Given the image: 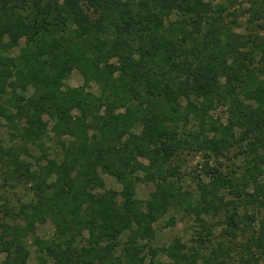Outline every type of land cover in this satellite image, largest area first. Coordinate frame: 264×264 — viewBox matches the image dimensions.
Here are the masks:
<instances>
[{
    "label": "trees",
    "instance_id": "16d2710c",
    "mask_svg": "<svg viewBox=\"0 0 264 264\" xmlns=\"http://www.w3.org/2000/svg\"><path fill=\"white\" fill-rule=\"evenodd\" d=\"M248 2V20L260 24L264 0ZM226 9L213 0H0V118L15 138L0 140V160L11 187L32 182L35 194L10 214L15 224H1L0 264H30L25 238L48 219L58 240L35 241L52 264H146L141 241L175 206L197 218L222 212L224 235L237 237L241 204L223 194L233 184L210 160L196 205L176 186L174 162L186 148L215 159L237 149L264 211V68L253 67L264 37L226 31ZM74 69L81 87L66 86ZM218 106L225 121L212 115ZM50 131L59 158L45 153ZM31 146L44 150L36 169L22 158ZM101 172L121 191L105 189ZM140 181L155 183L146 207ZM84 233L95 241L78 247ZM256 244L264 247V214ZM185 248L174 240L160 250L179 264Z\"/></svg>",
    "mask_w": 264,
    "mask_h": 264
},
{
    "label": "rangeland",
    "instance_id": "374dc122",
    "mask_svg": "<svg viewBox=\"0 0 264 264\" xmlns=\"http://www.w3.org/2000/svg\"><path fill=\"white\" fill-rule=\"evenodd\" d=\"M213 3L223 4L227 8L224 13L226 31L233 30L246 34L254 33L257 36L259 35V37H264V20H261L260 24L250 23L248 20L249 14L246 12L249 8L248 0H213ZM175 19L176 16H171L167 23ZM24 43L25 40L22 39L21 46ZM18 53L19 48H16L13 54L17 55ZM254 62L253 67L264 68V60L260 54L256 56ZM66 86H83V77L78 70L74 69L71 71L66 81ZM87 90L95 95L100 93L96 83H92L87 87ZM212 115L214 118H220L225 121L227 109L225 106H218L213 109ZM13 132L8 122L0 118V140L5 145L15 140ZM57 142L58 137L50 131L44 143V150L47 155L58 158L61 156V149ZM44 150L41 147L31 146L29 154L22 156V158L32 166L31 169H36L39 158L44 154ZM237 153H239L238 150L234 149L225 156L215 159L208 152L186 148L174 162L178 168L174 177L176 186L181 187L183 197H189L188 200L192 206L196 205L199 199L202 183L208 181L205 176H201L206 171L204 165L208 160H210L209 165L211 168L219 170L227 176L233 186H229L223 194L234 203L241 204L240 212L243 215V222L237 237L231 239L224 235L223 230L226 227L224 213L211 212L209 215L203 214L200 218H197L195 210L191 211L175 206L170 208L167 214L155 224V238L149 241H141L142 255L146 256V264H176L160 250L161 247H167L174 240H180L186 245L184 252L189 256L188 260L179 264H264V247H259L256 244L260 220L264 211L259 209L257 199L250 197L249 193L252 192V185L246 184L247 179L242 168L244 163L242 160L243 156H239ZM42 163H44V160ZM7 169L8 166L5 159L0 160V231L3 222L15 224L16 218L10 214L17 213L22 201H30L35 196L32 191V182L27 183L24 181L16 188L11 187L10 182L6 181L5 178ZM101 175L105 180V189L121 191L122 184L116 177L104 172H101ZM259 182L264 184V174L259 177ZM237 187L242 191V198L237 194ZM154 190L155 183L153 182L140 181L138 183L137 197L144 201V207L147 206V202L150 200L151 193ZM244 198H250V204L240 203ZM125 234L122 236V241L127 238V233ZM36 237L44 241L58 240L56 228L51 219H48L45 224L39 225L36 234H29L25 238V244L31 251L30 264H38L40 255H43L52 264L51 258L47 256L46 252H42L36 243ZM93 241H95L93 237H89L88 233H84L82 237L78 238V243H76L78 247H81L88 246ZM121 248L118 247L117 255L123 257ZM2 259H4V255L1 256Z\"/></svg>",
    "mask_w": 264,
    "mask_h": 264
}]
</instances>
